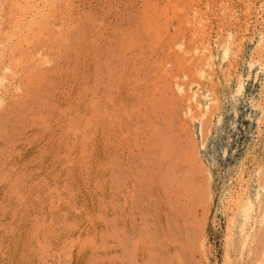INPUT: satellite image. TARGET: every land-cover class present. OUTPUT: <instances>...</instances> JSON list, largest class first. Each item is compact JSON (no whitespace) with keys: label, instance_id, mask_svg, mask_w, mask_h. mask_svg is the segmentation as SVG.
Returning <instances> with one entry per match:
<instances>
[{"label":"rangeland","instance_id":"obj_1","mask_svg":"<svg viewBox=\"0 0 264 264\" xmlns=\"http://www.w3.org/2000/svg\"><path fill=\"white\" fill-rule=\"evenodd\" d=\"M80 1L77 0L75 6L77 7V5H79L78 6L79 10H81L82 13L83 12H85L86 14L90 13V15L97 14L95 17L98 16L97 17V18H99L98 21L100 20L99 21L100 23L97 21L99 23L98 25H100V24H101L100 26L103 25V30L100 33H106V34L108 33V34H110L111 37H113L112 36L113 33L111 31L109 32V30H111V29H115V30L119 31V30H122L121 28H123V27H125L123 29H126L127 24L129 26L137 25L138 24L137 21H141L142 18H140V17H143L142 12L145 11L144 9L146 7H147V11L149 10L150 12H154V11H152V9L153 10L157 9L156 12L157 13H158V11L160 12V14H161L160 19L161 20H159V22H160L159 24H161V21H163V23H166V25H168L169 22H164V20L167 19L166 21H168L169 20L168 16L169 15H170L169 17L173 16V15H171V14H174V13H172L173 11H175L176 14H178V18H181L183 15L185 16V17L183 16L184 20L181 18L183 21L181 20L182 22L180 21L181 23H178V26L180 27V25H182L181 26L182 28L180 27L181 28L180 29L179 27H177L178 31H176L177 33H175L176 40L178 39L179 40L178 42H180V44H183V46L182 45L178 46V47L176 46L173 50L171 48L170 52L172 54L170 52H168V54L170 56L166 55V57H167L166 60H168L169 57H170L169 60H172L171 62L169 61L166 64L167 65L166 68L168 67V69H169L168 71L171 72V73H169V72L168 73L171 76L173 75L175 70H177L178 68L180 69V67L178 66L179 63H177L179 61L178 59H180V58L182 59V57H183L185 64H187V65H185V64L182 65V67L185 66V67H183L184 70L181 69L179 72L178 71L179 69H178L177 70L178 72L175 71V75L177 73H179L177 75V76H179L178 79L177 78L175 79L173 76H172V78H171V76L167 77L168 73L165 74L168 81L171 80L170 84H172V86H174L173 82H172L174 79H175L174 80L175 82L178 81L177 84L175 83L176 86L179 84L177 86V89H175L176 88V86H175V88L171 87V90L170 89L163 90L161 88V85L157 84L158 82L160 83V81H155L156 79L153 80V78L151 77L154 74V68H153L154 67V61L158 60L159 58H162L163 55L165 56V54H167V51H165V48H164L165 46L164 47L163 46L162 47L156 46V48H158V49H155V48L154 49H155V53H157L156 51L159 52L157 54H155V53L153 54L154 50H152V48L149 50L150 46L149 47L145 46L146 52L150 55V56L148 54L146 55L147 60H145V61L146 62L148 61V63H147L148 65L146 64V68H149V70H151V73L148 69H145L144 67H142L144 70H146L147 74L149 73V75H150L149 79H148L147 78L148 75L145 73V71L144 72L142 71V74L145 73L144 76L146 75L145 77L147 79V80L145 79V82L143 80V85H145L144 83H146L151 78L153 81L152 80L150 82L148 81L146 84L147 86L146 85L142 86V87L139 86L141 88V91L139 90V93L140 92L141 93L138 95V99L134 97L135 100L133 101V103H134V106H136V109L133 111V116H132V114L130 115L129 119H131V120L127 121L129 124L126 122L125 127L120 128L119 131H118L117 127L115 129L113 128V130H112L113 132L111 130L108 132L107 129H105L106 127H103V128L101 127V128H99V130H98V128H96L95 129L96 131L94 130L95 132L94 131L92 132V136L94 135L93 136L94 144H93V142H91L92 144L88 143L89 145H87L85 147V152L88 153V154L86 153V156L88 157V155H90V154L93 155L95 150L98 152V154L103 155L104 154L103 152L105 150L104 149L105 144H108L109 142L113 141V142H115V143L111 142L112 146H113V144H116V138L118 137L117 138V140H118V139H120L119 135H122L121 137H123V138L121 140H119V145L117 146L118 149L119 148L121 149V146H122V152H120L118 149L116 150L114 148L115 152H114V154H112L114 157H116L118 154L120 156L119 158H115L118 161L121 159L119 162H117L114 159L116 162V165L119 166V164H120L122 166V165H124L122 163L126 162V160H128V158L131 159L132 153H131L130 149L132 147L133 148L136 147V150L138 152L135 150V148L132 150L133 151V161L131 163H129V165H131L130 167L137 166V164H136V162L138 161L137 159H140L141 155L143 156V154H141V153L145 152L144 155H146L148 153V149H146V147L151 148V146H152V144L149 145V140H148L149 136H151V133L153 132V135H154L153 137H155V138L157 137L156 139L155 138L154 139L158 140L159 135H157V131L159 129L160 131L163 132V133L161 132V134H163V136L168 139L169 144H172V148H171L172 152H173V148H174V151L176 150L175 153H182L183 152L182 154H184L185 152L188 151V155L190 154L192 161L188 160V161H190L189 164L187 161L185 162L186 164L183 167V169L185 171L189 170L188 172H191L189 168H193L196 166L198 168L203 167L201 172H198L199 175L195 179L198 178L197 180L200 181L201 186H200V183H199V186L201 187V189H203L205 187L204 189L206 190L208 188V190H206L208 197H207L206 191H203L204 189L202 190L203 192L201 193L202 195L204 193V195L207 199L204 198L203 197L204 195H203L202 196L203 199L201 198L202 201H200L199 204L197 205V207L199 206V208H197V210H196L197 213H195L196 214L195 217L196 216L198 217V222H197V217L196 218L192 217L193 218L192 224L193 223H195V224L191 225L189 228V229H191V227H193L191 229L192 232L191 233L189 232L190 235L195 233V235H193V236L189 235L191 238L195 236L194 239L192 238V241L194 240L195 245L192 244L190 246H194L192 248H194L198 253L194 249H193L194 250L193 251L192 248L191 249L189 248L183 254L186 257H189L188 255L191 254L190 255L191 257L188 258V259L192 258L191 260L194 263L191 261L192 262L191 264H237V262H239L240 259H241L240 261H242V264H246L247 262L249 263L250 258H252V255L248 256V254H249L248 252L251 251V249L249 250V246L244 248L245 251H247L246 253H244V249L242 251V250L237 249V248H236L237 250L235 252V248L233 246H231V243H230V242H232L231 241V239H232L231 235L236 231V229L234 228L235 231L231 232V227H229V222H228L229 220L228 219H231L230 217L235 216L236 209H237L240 202H243V204L248 202L247 199H249L248 198L249 196H250L249 200H251L253 202L252 207L254 209L256 208V211L259 210L260 208L261 209L263 208V207H260L261 206V205H259L260 202H263L262 205H264V196H262V195H264V193L261 195L262 197L259 198L261 201L259 203H256L257 197H256V194L254 192V190L256 189L255 188L256 183H258L257 178L255 177L256 171H257L256 169L259 170L261 166L264 168V161H263L264 160V113H263L264 112L263 111L264 110V106H263L264 105V0H184V1L180 0L182 3V4L181 3L180 4L182 6L179 3H176V2H180L178 0H166V1L165 0H156V2H155V0H141V1L140 0H116V1L115 0H108V1L107 0H105V1L104 0H80ZM83 1H85V2H83ZM174 1H176V2H174ZM77 2L79 4H77ZM183 2L187 5L188 11H187V7L185 6V4H183ZM145 3H146V6H145ZM80 4H81V6H80ZM129 4L132 6L129 7L130 6ZM161 4H162V6H161ZM109 5H111V6H109ZM123 5H124V7H123ZM164 5L167 7L166 12H164L166 9ZM167 5H170V6H167ZM114 6H115V8H113ZM143 6H145V7H143ZM163 6H164V8H163ZM172 6H173V9H171ZM76 7L74 9L78 10V8H76ZM169 7H171V8H169ZM180 8H182V10H183L182 13H181ZM160 9H161V11H163V9H164V11H163L164 14L165 13H166V15L168 14V16H166V19H164L165 17H163V16H165V15L160 11ZM169 9H171V10L169 11ZM134 11H136V13ZM185 11H187V12H185ZM98 12L99 13L101 12V16H99ZM121 12H123L124 14ZM131 12H132V14L133 13L134 14L129 15ZM121 15L123 17H121ZM125 15L128 18H126ZM139 15H141V16H139ZM191 16H192V18H191ZM100 17L103 19H101ZM173 17H177V16L174 15ZM188 18H191V19H188ZM130 19H134L132 23H129ZM101 21H103L104 24H102ZM105 23H107L108 26ZM163 25L166 26L165 24H163ZM105 26H106V28H104ZM113 26L115 28H113ZM191 26H192V28H191ZM118 27H120V28H118ZM188 28H190V30ZM194 30L196 33H194ZM106 34H104L105 35L104 37H109V36H106ZM177 34H178V37H177ZM195 35H196V37H195ZM190 36L192 38H190ZM193 36H194V38H193ZM206 46H207V48H206ZM83 47L82 48L84 50H87L89 48V46H83ZM96 47L100 50L104 46H96ZM167 47L168 46H166V49L168 50ZM159 48H162V50H160ZM137 49H138V47H137ZM137 49H135V50L138 51ZM260 50H261V52H260ZM150 52H152V54ZM164 52H166V53H164ZM180 52H182V53H180ZM184 52H186V53H184ZM3 54L5 57L8 56L7 55L8 53L7 54L3 53ZM60 54H59L61 56L60 58L58 57L57 54H54L55 58L54 57L53 58L55 59V61H54L53 65H51L52 63L45 65V66L48 65V67H49V65H51L55 69H57V72H53L54 75L52 74V76H53L51 78L52 81L50 79H49L50 81L48 80L49 86L54 85L55 88H53V89H55V90L57 89V90L56 91L53 90L51 92V96H52L53 92H54L53 93L54 96H52V98H50L51 103H50V101H48L50 105L45 104L44 105L45 109L42 108V111L40 112V113H42L41 116H43V113L45 116V113H46V116L44 118H41V121H44L43 128L40 125L42 123H40L35 128H33V129L30 128V129H28V131L23 132L24 134H22L20 136L18 135L17 137L14 138L13 132L17 129L16 127H18V124H17V126H14L15 129H13L14 127L11 128V126L15 125L16 123L14 121V124H13V121H12V124H11V126H9V129H8V130H10L9 132H11L10 135L12 134V137L8 138L9 141H8V139H6L2 143H0V147L2 146V144H5L1 147V149L7 145V147H9V146L11 147V151H12L15 147V153L12 151L13 152L12 155H11V153H9V154L7 153V154H5V156L3 154H0V163L2 162L0 167L3 166L4 168H7V169H4L3 167L0 168V170H1L0 176L6 175L5 180L8 179L7 181H9V180L11 181L14 178V176L16 175L14 173H17V175L20 176V174H18V172L22 171L21 172L22 175L20 176L21 179L20 178L18 179L19 182H21V180H22V183H20L21 185L25 181L26 182L23 186H26V185L29 186L30 183L32 185H34L32 182L33 180H34L35 184L38 185L36 187L37 192L35 191L34 195H33V193L28 194V187L27 188L23 187V188H25V190L23 188H20V189L18 188L17 191L22 189L21 190L22 193H21V191H20V193H19V191L16 193L13 190H10V188H8L10 185L7 184L8 183L7 181L0 180V203H1L0 206L2 207L5 204V208L9 207L8 209H6L5 213H3L4 218L0 213V215L2 216V217L0 216L1 217L0 221H1V219H4L3 221L6 220L5 223H7V224L9 223L11 225L13 224L12 226H14L13 227L14 229L9 230V231L6 230L7 231L6 237H1V235H0V237L2 239V240L0 239V245H1L0 246V252H1L0 253V264H90L91 258H92V251L88 247L87 248L83 247L84 246L83 244L81 246V240H83L85 237H87L89 235V233L95 232V234H99V236H100L101 233L104 232V229H105V224H106L105 220L106 219H114V217L116 218V216H117L116 220H118V217H119V214H118L119 205H117V206L115 205L116 208L113 207V209L111 208L112 205H110L109 207L103 206L104 209L106 208L104 210L102 208V205L100 204L101 201L98 202V200H97V198L101 199V197H102L103 201H105L106 198L109 197L110 200H109V198L107 200L113 201L115 199L114 202L117 201V198H118V191L117 190H118V188H116L114 186L115 185V174L112 175V172L110 171V169L106 168V170L103 171V170H100L99 167H96L93 169L92 172H90V174H87V173H85L87 170L84 171L85 170L84 167H86V165L89 167L88 162H91V160L89 159L90 156L88 158H86L87 161L83 157V159H82L83 162L81 160L80 161L77 160V161H74L73 165L71 163H70L71 165L68 164L70 169H72L75 173L72 176L69 174L71 172L70 170L67 171V169L64 168L63 164H62V166H60L59 162H57V161H59L58 160L59 158H64L63 160H65L66 156L68 157L69 154H72V152L74 151L73 149L75 148V150H76V147L78 146L80 138L78 139V137L76 136L77 130L74 131L73 129H71V130L67 129V127H68L67 124H69V123L72 124V122L70 121L71 119H72V121L75 120V119L73 120V116L75 113H76L75 116L79 115L80 108L76 109V107H75L76 104L80 101L81 97H79V95L82 96V94H83L82 92H84V90H85V88H87V86L90 87V85H91L92 88L94 87L91 84V81H88V83L90 85L88 83H86L87 85L85 86V82H87L85 80V77L87 75L89 77L90 74L86 75V73H88V72H87V69L83 66V64L81 66H83L82 68L84 70H80V69L75 70L77 73L76 74L75 71L73 72V64H71L72 65L71 66L68 63H65V61L62 62V58L67 57V55H62V53H60ZM220 54H221V57H220ZM151 55H152L153 62L150 65L149 60H150V63L152 61L150 58ZM154 55H159V56L157 57ZM173 55L174 56L180 55L179 56L180 58L179 57L174 58ZM49 57H52V55ZM166 57H164V58H166ZM195 57L198 59H196ZM192 58H193V60H192ZM82 59L86 62L89 60L87 58V56H84V53H83ZM70 60H71V58H70ZM174 61H177V62H174ZM182 61H183V59H182ZM180 62H181V60H180ZM175 63L177 64L176 67H175V65H176ZM181 63L183 64V62H181ZM228 63L230 65H228ZM58 64H59V66H58ZM219 65H220V67H219ZM223 66H224V68H223ZM151 67L153 68V70L151 69ZM171 67H172V69H174V70H172L173 73L171 71ZM193 67L195 70L193 69ZM61 68H63V69H61ZM186 68H187V70H186ZM65 70L67 71L66 73H65ZM226 70H228L227 73H226ZM61 71L63 73H60ZM218 71H220L221 73ZM68 73H69V75H68ZM63 74L66 76H64ZM70 76H71V78H70ZM81 76L84 77V79L81 78ZM144 76H143V78H144ZM177 76H175V77H177ZM153 82H154V85L156 84L155 87L153 85ZM150 84H151V86H149ZM71 85H73V86H71ZM59 87H61V88H59ZM153 87L155 89H157L156 91H158L159 88H161V90H159V91H163L164 93L162 92V94H160L158 91L157 94L158 93L159 94L157 95L156 91L154 90ZM157 87H159V88H157ZM82 88H84V89L82 90ZM146 88H148L149 90ZM240 88H241V90H240ZM93 89H95V88H93ZM131 89L129 91L130 93H132V91H133ZM58 90H60V91H58ZM76 90L79 93H77ZM81 90H82V92H81ZM64 91H67L66 94ZM151 91L152 92L154 91L153 96L148 97L149 96L148 94L151 95ZM165 91H167V92H165ZM144 92L147 95H145ZM171 92H173V94ZM136 93L138 94V91ZM136 93L135 94L133 93L134 96L136 95ZM175 94H176L177 98L175 97ZM141 95H143L142 98L139 97ZM163 95H164V100H167L172 95H173L174 99H176V100L172 101V98H173L172 97V98H170L171 99L170 101H172V102H169L168 101L169 99H168L167 100L168 102L164 101L165 104L167 102L166 105H164L163 102H162V104L160 102V105H161L160 106L158 103L159 99H157V96H159V98H160ZM166 95L168 97L165 98ZM181 95H182V97H181ZM63 96H65V98ZM154 97H156V100L154 99ZM179 97L181 98V100ZM77 98L79 99V101ZM140 98L142 99V101H143V99L145 101L141 102ZM149 98H152V99L150 100ZM178 98H179V100H178ZM127 99L128 100L125 102L132 103V101L129 97ZM182 99H185V100H182ZM195 99H196V101H195ZM84 100H86V98H84ZM136 100H138V101H136ZM149 100L151 101V103ZM153 100H155L156 103ZM181 101H183V102H181ZM144 102H145V104H144ZM142 104H144V105H142ZM154 104H156V105H154ZM173 104H175V106H173ZM48 105H49V108H48ZM162 105L164 107H162ZM178 105H179V107H178ZM71 106H73V108H71ZM67 107H69V108H67ZM140 107H141V109H140ZM196 107H198L200 109L197 110ZM260 107H261V109H260ZM54 108L56 110H54ZM180 108H182V109H180ZM195 108H196V110H195ZM46 109H48V110L53 109L54 111L52 110L51 111L52 113H47L48 110L46 112ZM67 109H69V110L67 111ZM72 109H74V110H72ZM158 109H159V111H157ZM184 109L185 110L187 109V110L185 111ZM193 109L195 111H193ZM209 109H212V110H209ZM57 110L59 111V114H58ZM71 110L75 111V112H72ZM161 110H163V113ZM165 110H167V111H165ZM4 112L6 114L8 113L6 110H4ZM4 112L2 111V113H0L1 118H2V116H6V117L9 116V115H6ZM184 112L186 114H184ZM71 113H73V114H71ZM134 113L137 115H135ZM153 113H156V114L153 115ZM159 113H160V115H159ZM164 113L165 114L167 113L168 114L167 116H169V118H166L167 116L166 115L164 116ZM194 113H196V114H194ZM210 113H212V115ZM51 114H53V115H51ZM185 115H186V117H185ZM207 115H209L211 117H207ZM163 116H164L165 120L163 119V122H161L162 121L161 118H163ZM173 116H175V117H173ZM192 116L194 118L197 117L196 120ZM6 117H3V118H6ZM146 117L150 118V120H148L149 122L146 120L147 119ZM154 117H156L155 120H154ZM205 120L208 122H206ZM4 121H6V120H4ZM133 121H134V123H133ZM140 121L142 123H144V126L141 124ZM165 121L167 123H164ZM60 123H61V125H60ZM149 123H151L154 126H152ZM127 124L129 126H127ZM165 124H166V127H165ZM180 124H181V128L179 127ZM132 125H134L135 127ZM141 125L144 128L147 126L146 129H143V127ZM157 125H158V127H157ZM140 126L142 128H138ZM182 126L183 127L185 126L186 128L184 127V129H183ZM2 127H3V125H2ZM78 127L79 128L81 127V123L78 125ZM136 127L138 129H135ZM176 127H178L180 130H177L178 128H176ZM40 128H42L43 131ZM44 128L46 130H44ZM126 128H127V130H126ZM129 128L132 129L133 131L128 130ZM148 128H149V132L147 133ZM134 129L136 132L134 131ZM40 130L42 132H40ZM104 131L108 132V134H109L108 136L110 138L108 136H105ZM145 131H146V133H145ZM154 131H156V132L154 133ZM160 131H158V132H160ZM171 131H173V132H171ZM200 131H202V133ZM34 132H36L35 134H41L40 137L37 136L39 138V140H38V138L34 137V135H33ZM117 132H120L121 134L117 133ZM128 132H131L132 134L134 133L133 135L131 133H129L131 135L130 137L132 138L131 140L129 139L130 141L127 138V135H129ZM138 132L140 134H138ZM142 132H143L144 137L140 136ZM32 135H33V137H32ZM98 135H101V136H98ZM174 135H176V136H174ZM192 135H194L195 139L193 137H191ZM103 136L107 137L110 141H108V139L105 138V142H104ZM139 136H140V138H139ZM189 137H190V139H189ZM58 138H59V141H58ZM133 138H134V141H133ZM144 138L145 139L147 138V140H145ZM191 138H192V143L188 142L189 140L191 141ZM201 138H203V139H201ZM123 139L125 141H129L130 143L128 142L129 144L128 143L125 144V141H123ZM135 139L137 140L136 143H138L137 146L135 143V141H136ZM14 140H15V142H14ZM175 140H177V141H175ZM11 141L13 143H15V146H13L14 144L12 145L10 143ZM132 141H133V143H132ZM180 141H181V143H179ZM193 141H195L194 144H193ZM143 142H146L147 144L144 145ZM189 143L192 145L191 150H190L191 145ZM80 144H81V142H80ZM139 144H140V147H139ZM179 144L182 146H180ZM201 144H202V147H201ZM66 145H68V148ZM126 145H127V147H126ZM130 146H132V147H130ZM177 146H179L180 148ZM12 147H13V149H12ZM137 147H139V148H137ZM127 148L129 149L128 150L129 152L128 151L126 152ZM194 148L195 149L197 148V149L193 150ZM1 149H0V152H1ZM183 149L185 150V152ZM16 150H18V151H16ZM135 151L139 154V158H137L138 154ZM190 151H191V153H190ZM41 152H42V154H41ZM61 152H63V153H61ZM85 152L84 153L82 152V156L83 155L85 156ZM195 153H197V154H195ZM192 154H193V157H192ZM7 155H9V156L11 155L10 157H12V158L14 156V159H12L10 157H8V158H10L11 160L8 159L6 157ZM125 155H126V157L128 155L127 159H126V157L124 158ZM6 159H8V160H6ZM33 159H36L37 161H34ZM61 161H62V159L60 160V163H61ZM14 162H15V164H13ZM75 162H77L76 165H75ZM84 162L85 163L87 162L86 165ZM8 163H10L11 165L13 164V165L11 166ZM81 163H84V164H81ZM64 164H66V162ZM193 164L194 165L196 164V165L194 166ZM74 165H75L76 170L74 169ZM10 166L12 168L11 169L12 171L10 170ZM252 167H254V168H252ZM22 169L23 170L25 169V170L23 171ZM32 169H34V170H32ZM119 169H117L118 173H119ZM13 170H15V171L18 170V171L14 172ZM19 170H21V171H19ZM29 170H30V172H29ZM203 170H205V172H202ZM3 171L4 172L6 171L7 173H4ZM100 171H102V172H100ZM109 171L111 173H109ZM8 173L10 174V176L7 175ZM250 173H251V176H250ZM11 174L13 176H11ZM51 174H53V175H51ZM110 174L112 175L111 177L114 180V182H113V184L111 183L112 186L109 187V190H108V187L106 185L103 186L102 187V196L99 197L100 189H96V183L100 179H102V180L104 179L103 183H105L106 181H108L110 183V181H113L111 179V177H109ZM202 174H204V175H202ZM17 175L15 178H17ZM23 175H25L27 177V179L25 181L22 178ZM71 176H72V178L70 179L69 177H71ZM66 177H67V179H66ZM193 177H195V176H193ZM3 178H4V176H3ZM258 179H260V178H258ZM35 180H38V181H35ZM90 180H91V182H90ZM73 181L77 185V188H78L77 190L75 189L76 191L73 189L76 186L73 183ZM68 182H69V184H68ZM55 186H56V188H55ZM66 186H68V188ZM69 186L71 187V189L73 191H71ZM248 186H250V187L248 188ZM112 187H114V188H112ZM66 188H67V192H66ZM93 188H94V190H93ZM113 189L114 190L117 189V190L113 191ZM8 190H10L11 192H8ZM110 190H111L110 193L114 194L113 197L109 193ZM4 191H6V192H4ZM25 192H27V193H25ZM69 192L70 193L72 192L70 195L75 194V195H73V197L69 196V197H72L70 200V203L72 202L74 209H73V207H71V209H69V211L68 210L65 211V208L68 204L66 202V197L68 196ZM23 193L25 196L23 195ZM6 194H7V196H6ZM18 195H20V196H18ZM6 197H9V199L8 198L6 199ZM23 197L25 199H23ZM104 198H105V200H104ZM209 198H210V200H209ZM53 199H54V201H53ZM192 199H194V198H192ZM204 199H205V202L203 201ZM6 201H8V202L5 203ZM20 201H22V202H20ZM61 201H64V202L61 203ZM17 202L19 203V205ZM50 203L53 205H51ZM202 203H203V205H201ZM41 204H43V205H41ZM55 204L58 206H56ZM207 205H208V209H207ZM97 207H98V210H97ZM50 208H52V209H50ZM56 208H57V211H55ZM140 209H138V210L140 211ZM166 209H169V212L172 211V209H170L169 207ZM199 210L203 214H201L199 212ZM80 211H81V213H80ZM97 211H98V213H97ZM0 212H2V211H0ZM169 212H167V213L170 214ZM114 213L116 214L115 216L113 215ZM88 214L91 217L90 216L88 217L87 216ZM255 215H254V217L256 218L257 215L256 216ZM85 216H86L87 220H86V218H84ZM108 217H110V218H108ZM141 217H142L141 215H138V217L136 215V218L134 219L135 222L132 221V223L134 222V224L137 226L138 225L137 221ZM254 217L252 218V221L250 223L251 226H249V229L253 228L252 222L254 221ZM37 218L39 220L38 221L39 225H38V222H36ZM142 218H141V221L139 220L140 222H142ZM199 218H200V220H199ZM73 220L74 221L76 220V222H74ZM33 221H34V223H33ZM43 222H45L44 225H43ZM46 222L47 223L51 222V224H49V223L47 224ZM71 226H72V228H71ZM136 226H135V228H137ZM53 227H55V228H53ZM199 227L201 229H199ZM38 228H40V230L37 231ZM147 228L152 229L153 227L151 225H148ZM147 228H146V230H148ZM144 229H145V226H144ZM189 229H188V231H189ZM259 229H261V227ZM34 230L37 233H35ZM193 230H196V231L194 232ZM6 231H4V233ZM12 231H14V232H12ZM145 233L147 234L149 232H145ZM227 233H229V236L227 235ZM248 233H249V235H253L252 230H249ZM34 234H36L35 235L36 237L34 236ZM131 234L134 235L133 233H130V235ZM198 234L201 235L200 238H199ZM229 237H230V239H229ZM36 238L38 240L35 241ZM81 238H83V239H81ZM198 238L200 241L198 240ZM254 238L255 237H253V240L251 239L250 241L251 242L254 241ZM106 239H108V240H105L106 241V243H105L106 246L104 245L105 249L101 253V257L104 260H102L100 258H99V260H101L102 262L104 261L101 264H113L112 263L113 260L115 262H117L120 260V257H121V250L119 249L120 246H119V244L117 245L119 239H118V236L116 235L115 231H114V234L112 236H110L109 238H106ZM42 240H44V243ZM73 240H74V242H73ZM78 240H80V241H78ZM195 242H199V243L197 244ZM108 244H112V246L111 245L108 246ZM38 245H40V246H38ZM263 245H264V241H263ZM229 247H231V248H229ZM63 248H64V251H63ZM190 250H191V252H189ZM198 250L200 252H202V251L203 252L200 253ZM227 250H230L231 252L228 251L229 252L228 253V252H226ZM46 251H47V253H46ZM171 251L173 252V250H170V252ZM174 251H176V249ZM241 251L243 252V254L239 253ZM142 252H143V250H142ZM188 252H189V254H188ZM119 254H120V256H119ZM146 254H148V252H146ZM239 255H240V257H239ZM139 256H141V255H137V257H136L137 264H139V262H140V264H145L146 259L143 260L144 257H142V256L139 257ZM234 256L236 257V259ZM226 258H227V260H226ZM262 258L264 260V256H262ZM233 260H235L234 263H233ZM228 261H230V262H228ZM239 263L241 264V262H239ZM115 264H117V263H115ZM174 264H176V263H174Z\"/></svg>","mask_w":264,"mask_h":264},{"label":"bare ground","instance_id":"obj_2","mask_svg":"<svg viewBox=\"0 0 264 264\" xmlns=\"http://www.w3.org/2000/svg\"><path fill=\"white\" fill-rule=\"evenodd\" d=\"M77 0H0V113H2V111L4 112V110H6L8 113L5 114L9 115V116H2V118L0 117V126L2 127L3 125V129L0 127V143H2L3 141H5L6 139L12 137V134L10 135L11 132H9V126H11L12 121L14 124L15 121V125H12L11 128H13L14 126L17 129L13 132L14 135L13 137H17L18 135H22L24 134L23 132L28 131V129L30 128H35L37 125L40 124L43 128V123L44 121H41V118H44L46 116H43L42 113H40L42 111V108H44L45 104H49L48 101H50V98H52L51 96V92L55 89V86L53 87L52 85L49 86L48 84V80L53 77L52 74L53 72H57V69H55L53 66V63L55 61V56L54 54H57L58 57L60 58L61 54L62 55H67V57L62 58V62L65 61V63H68L69 65L73 64V72L75 70H84L82 67L84 66L87 69V74H90V76L88 77V75L85 77V80L87 82H85V86L87 85L86 83H88V81H91V84L94 86L93 89L92 86L90 85L87 86V88H85L84 92H82V90L84 88H82L81 92L83 93L82 96L79 95L80 101L78 99V103L76 104V109L80 108L79 111V115L73 116V120H70L72 122L67 124L68 127L67 129H73L74 131H76L77 133V137L78 139L80 138V141L78 143V148L76 147L72 149L74 150L72 152V154H69L68 157L66 156L65 160H63L64 158H59L57 162H59L60 166H64V168L68 170H70L69 174L70 175H74V171L72 169H70L69 165H73L74 161L77 160H81L83 159V157L86 159L90 156V160L91 162H88L89 167L86 165L85 173L90 174V172L93 171L94 168L99 167L100 170L105 171L106 168L110 169V171L112 172V175L115 174V187L118 188L117 189H113V191H118V198L117 201L114 202V200L109 201L107 200L108 198H104L105 201H103L102 197L101 199L97 198L98 202H100V204L102 205V208L104 209V207H109L110 205L111 208L113 209L116 208L115 205H119V217L118 220H116V218L114 217V219H106L105 222V229L104 232L101 233V235L99 236V234H95L94 233H89V235L87 237H85L83 240H81V246L82 244L84 245L83 247L85 248H90L92 251V258H91V262L90 264H101L103 263L100 259H102L101 257V253L104 251V247L106 246L105 240H108L106 238H109L110 236H112L114 234V231L116 232V235L118 236V243L119 244V249L121 250V257L120 260L115 262L113 260V264L117 263V264H137V255H141L144 259H146V263L145 264H191L193 261L190 258L191 254L188 255L189 257H186L183 253L186 252V250H188L189 248L191 249L194 246H190V245H195L194 244V240L192 241V238L194 239V237H190L195 235L192 234L190 235V233L192 232L191 229L193 227L190 228L192 224V217H195V213H197V208H199V206L197 207V205L199 204L200 201H202L203 197H205L204 193L203 195L201 194L203 191L208 190V188L205 190L201 189V183L199 180L195 179L199 173L201 172L202 168H198L193 167V168H189L191 172L185 171L183 169L184 165L186 164L185 162L187 161L188 164L190 163V161H192L190 154L188 155V151L185 152L184 150V154L182 153H175L176 150L174 151L173 148V152L171 150L172 148V144H169L168 139L165 138L163 136V134H161L162 131H160L158 129L157 131V135H159L158 140H155L156 138L153 137V132L151 133V136H149L148 140H149V145L152 144L151 148L150 147H146V149H148V153L146 155L143 154V156L141 155L140 159H137L138 161L136 162L137 166H132L129 165V163H131L133 161V149L136 147H132L130 149L131 151V159L128 158V155L126 157V155L124 156V158L126 157V159L128 158V160H126V162H123L122 164L124 165H120L119 166L116 165L115 162V158H119V154L114 157L112 154H114L115 150L114 148L117 150L118 149V145H119V140H121L123 137L120 136V139L117 140L116 138V144L112 143L113 141L109 142L108 144H105L104 147V154L100 155L98 154V152L95 150L94 154H90L88 155V157L86 156L85 152V147L87 145H89L88 143L92 144L91 142H93L94 144V138L92 136V132L98 128H103L106 127L105 129H107V131L109 132L110 130L112 131L113 128L115 129L116 127L118 128V131L120 128H124L126 122L131 119L130 115L132 114L133 116V111L136 109V106H134L133 101L135 100V98L138 99V95L141 93H139V90L141 91V88L139 86H145L147 84V82L151 81L152 78L153 80L156 79L155 81H160V83L158 82L157 84L161 85V88L163 90H171V87L176 86L177 82H175L174 80L179 76H177L179 73H177L175 75V71L176 72H180V70H184L183 66L185 64L184 58L182 57V59L177 55H173V57H179L180 59H178L179 61H174L179 63L178 66L180 67V69L177 71L175 70L174 73L171 67V71L173 73V77L175 78L172 82L173 85L170 84L171 80L168 81L167 77L171 76L169 73H171L170 71H168V67L166 68V64L172 60H169L170 57L167 59L166 55H169L168 52H170V49L172 48V50L177 46H183V44H180V42H178L179 40H176L175 37V33H177L176 31H178V23H181L184 19L183 16L181 18H178V14H176L175 11H173L171 15H175L177 17H169L168 14L166 15V13L164 14V12L167 11V7L165 6V11L163 9V11H160L165 15L163 17H165L164 19H166V16H168L169 20L166 21L164 20V22H169L168 25H166V23H163V21H161V24H159V20H161V14L158 11V13L156 12V10L152 11L154 12H150L149 10L147 11V7L144 9L145 11H143V17L141 21H137V25L135 26H129L127 24L126 29L121 28L122 30H115V29H111L109 30V32L111 31L113 33V37L110 36V34H106V33H100L103 30V25L100 26L98 25L100 22V20L98 21L99 18L95 17L97 14L94 15H90L86 14L85 12H81V10H79V5H77V7L75 6ZM80 1V0H79ZM105 1V0H104ZM108 1V0H107ZM116 1V0H115ZM141 1V0H140ZM166 1V0H165ZM180 1V0H178ZM184 1V0H183ZM81 2V1H80ZM85 2V1H83ZM110 2V1H109ZM149 2V1H148ZM156 2V0H155ZM160 2V1H159ZM176 2V1H174ZM186 2V1H185ZM192 2V1H191ZM104 3V2H103ZM111 3V2H110ZM126 3V2H125ZM152 3V2H151ZM165 3V2H164ZM170 3V2H169ZM176 3H181L180 2H176ZM187 3V2H186ZM77 4H79L77 2ZM124 4V3H123ZM148 4V3H147ZM153 4V3H152ZM166 4V3H165ZM168 4V3H167ZM171 4V3H170ZM182 4V3H181ZM180 4V5H181ZM183 4H185L183 2ZM188 4V3H187ZM190 4V3H189ZM103 5V4H102ZM119 5V4H118ZM117 5V6H118ZM130 5V4H129ZM150 5V4H149ZM160 5V4H159ZM81 6V4H80ZM101 6V5H100ZM111 6V5H109ZM113 6V5H112ZM132 5H130L129 7H131ZM146 6V3H145ZM143 6V7H145ZM162 6V4H161ZM163 6V8H164ZM170 6V5H167ZM182 6V5H181ZM185 6L187 7V5L185 4ZM78 8V10L74 9V8ZM84 7V6H83ZM124 7V5H123ZM122 7V8H123ZM142 7V8H143ZM153 7V6H152ZM175 7V6H174ZM193 7V6H192ZM74 10H73V9ZM110 8V7H109ZM115 8V6L113 7ZM137 8V7H136ZM149 8V7H148ZM156 8V7H155ZM171 8V7H169ZM191 8V7H190ZM82 9V8H81ZM102 9V8H101ZM128 9V8H127ZM139 9V8H138ZM173 9V6L172 8ZM169 9V11L171 10ZM136 10V9H135ZM159 10V9H158ZM176 10V9H175ZM181 13L183 12L182 8H180ZM193 10V9H192ZM191 10V11H192ZM88 11V10H87ZM92 11V10H91ZM129 11V10H128ZM179 11V10H178ZM187 11H188V7H187ZM185 11V12H187ZM109 12V11H108ZM133 12V11H132ZM132 12L129 14L131 15ZM136 13V11H134ZM138 12V11H137ZM95 13V12H94ZM99 13V12H98ZM123 13V12H121ZM126 13V12H125ZM129 13V12H128ZM139 13V12H138ZM169 13V12H168ZM104 14V13H103ZM102 14V15H103ZM124 14V13H123ZM134 14V13H133ZM132 14V15H133ZM141 14V13H140ZM185 14V13H184ZM105 15V14H104ZM128 15V14H127ZM128 15V16H129ZM138 15V14H137ZM99 16H101V12L99 13ZM106 16V15H105ZM135 16V15H134ZM141 16V15H139ZM121 17H123L121 15ZM126 18H128L125 15ZM137 17V16H136ZM162 17V18H163ZM180 17V16H179ZM185 17V16H184ZM188 17V16H187ZM101 18V17H100ZM117 18V17H116ZM115 18V19H116ZM132 18V17H131ZM138 18V17H137ZM176 18V19H175ZM192 18V16H191ZM188 18V19H191ZM103 19V18H101ZM118 19V18H117ZM123 19V18H122ZM135 19V18H134ZM134 19H130L129 23H132ZM121 20V19H120ZM119 20V21H120ZM127 20V19H126ZM163 20V19H162ZM182 20V21H181ZM99 23H98V22ZM117 21V20H116ZM179 21V22H178ZM181 21V22H180ZM195 21V20H194ZM109 22V21H108ZM122 22V21H121ZM197 22V21H196ZM102 24L103 21H101ZM110 23V22H109ZM107 24V23H105ZM126 24V23H125ZM163 24H165L166 26H164ZM184 24V23H183ZM186 24V23H185ZM198 24V23H197ZM111 25V24H110ZM123 25V24H122ZM108 26V24H107ZM118 26V25H117ZM125 26V25H124ZM182 25H180L181 27ZM185 26V25H184ZM190 26V25H189ZM197 26V25H196ZM201 26V25H200ZM122 27V26H121ZM179 27V28H180ZM188 27V26H187ZM106 28V26L104 27ZM113 28H115L113 26ZM120 28V27H118ZM182 28V27H181ZM180 28V29H181ZM192 28V26H191ZM179 29V30H180ZM187 29V28H186ZM190 30V28H188ZM185 31V30H184ZM193 31V30H192ZM191 33V32H190ZM194 33L195 30H194ZM106 34V36L109 37H104ZM178 37V34H177ZM184 37V36H183ZM196 37V35H195ZM169 38V39H168ZM190 38H192L190 36ZM194 38V36H193ZM189 39V38H188ZM188 41V40H187ZM189 42V41H188ZM98 43V44H97ZM182 43V42H181ZM83 46H89V48L87 50H84L82 47ZM96 46H104L102 49H98ZM146 47H149V50L152 48V50H154L153 54L155 53V49L156 46L158 47H164L165 51H167V54H165V56L163 55L162 58H159L158 60L154 61V74L153 76H151L150 80H148L146 83H144L145 85H143V80L145 82L146 79V75L144 76V74L146 72V70H144L142 67L146 68V64L148 63V61L146 62V55L148 54L146 52ZM152 46V47H151ZM166 46H168V50L166 49ZM138 47V49H137ZM142 48V49H141ZM155 48V49H154ZM163 48V49H164ZM190 48V47H189ZM207 48V46H206ZM135 49H137L138 51H136ZM140 49V50H139ZM160 50H162V48H159ZM178 49V48H177ZM183 49V48H182ZM151 50V51H152ZM171 50V51H172ZM179 50V49H178ZM4 51V52H3ZM8 53H6V52ZM164 51V50H163ZM7 54L8 56H4V54ZM157 53H159L158 51H156ZM174 52V51H173ZM176 52V51H175ZM178 52V51H177ZM209 52V51H208ZM261 52V50H260ZM87 56V58L89 59L87 62L84 61L82 59V56ZM152 54V52H150ZM155 53V54H157ZM161 53V52H160ZM166 53V52H164ZM163 53V54H164ZM171 53V52H170ZM182 53V52H180ZM179 53V54H180ZM186 53V52H184ZM52 57H49L51 56ZM60 54V55H59ZM172 54V53H171ZM149 55V54H148ZM209 55V54H208ZM150 56V55H149ZM154 56H159V55H154ZM170 56V55H169ZM54 57V58H53ZM64 57V56H63ZM156 57V58H157ZM166 57V58H164ZM221 57V54H220ZM71 58V60H70ZM84 58V57H83ZM151 60H152V55H151ZM155 58V59H156ZM196 58V57H195ZM205 58V57H204ZM203 58V59H204ZM164 59V60H163ZM198 59V58H196ZM221 59V58H220ZM57 60V59H56ZM70 60V61H69ZM149 60V59H148ZM176 60V59H175ZM183 62V64L180 62ZM190 60V59H189ZM193 60V58H192ZM191 60V61H192ZM200 61V60H199ZM198 61V62H199ZM59 62V61H58ZM153 62V60L150 63L149 60V64L151 65ZM197 62V63H198ZM202 62V61H201ZM52 63V64H51ZM181 63V64H180ZM46 64H51L47 66H45ZM83 64V66H81ZM173 64V63H172ZM176 64V63H175ZM192 64V63H191ZM194 64V63H193ZM148 65V64H147ZM187 65V64H185ZM198 65V64H197ZM228 65H230L228 63ZM59 66V64H58ZM65 66V65H64ZM72 66V65H71ZM70 66V67H71ZM177 66V64L175 65V67ZM208 66V65H207ZM218 66V65H217ZM48 67V68H47ZM182 67V68H181ZM201 67V66H200ZM220 67V65H219ZM54 68V69H53ZM64 68V67H63ZM61 68V69H63ZM153 68L151 67V69L153 70ZM199 68V67H198ZM203 68V67H202ZM224 68V66H223ZM53 69V70H52ZM60 69V70H61ZM69 69V68H68ZM194 69V67H193ZM147 70V71H148ZM187 70V68H186ZM195 70V69H194ZM219 70V69H218ZM63 71V70H62ZM60 73H63V72ZM142 71L145 73L142 74ZM151 73V70H149ZM148 71V72H149ZM189 71V70H188ZM228 70H226L227 73ZM67 71L65 70V73ZM169 72V73H168ZM186 72V71H185ZM220 72V71H218ZM230 72V71H229ZM76 73V71H75ZM167 74V77L165 76V74ZM205 73V72H204ZM211 73V72H210ZM221 73V72H220ZM225 73V72H224ZM77 74V73H76ZM187 74V73H186ZM54 75V74H53ZM61 75V74H60ZM64 75V74H63ZM69 75V73H68ZM83 75V74H82ZM148 75V79H149V73ZM177 77H175V76ZM182 75V74H181ZM205 75V74H204ZM66 76V75H64ZM80 76V75H79ZM144 76V78H143ZM171 76V78H172ZM211 76V75H210ZM209 76V77H210ZM226 76V75H225ZM228 76V75H227ZM229 77V76H228ZM227 77V78H228ZM71 78V76H70ZM81 78L84 79V77L81 76ZM170 78V79H171ZM238 78V77H237ZM61 79V78H60ZM74 79V78H73ZM82 79V80H83ZM49 80V81H50ZM147 80V79H146ZM152 80V81H153ZM180 80V79H179ZM235 80V79H234ZM233 80V81H234ZM238 80V79H237ZM240 80V79H239ZM52 81V80H51ZM79 81V80H78ZM163 81V82H162ZM76 82V81H75ZM93 82V83H92ZM167 82V83H166ZM180 82V81H179ZM182 82V81H181ZM80 83V82H79ZM152 83V82H151ZM176 83V84H175ZM82 84V83H81ZM149 84V83H148ZM228 84V83H227ZM56 85V84H55ZM59 85V84H58ZM84 85V84H83ZM154 85V82H153ZM156 85V84H155ZM154 85V87H155ZM179 85V84H178ZM177 85V86H178ZM73 86V85H71ZM81 86V85H80ZM147 86V85H146ZM151 86V84L149 85ZM177 86L175 89H177ZM135 87V88H134ZM153 87V88H154ZM160 87V86H159ZM157 87V88H159ZM242 87V86H241ZM61 88V87H59ZM67 88V87H66ZM73 88V87H72ZM75 88V87H74ZM132 88V89H131ZM140 88V89H139ZM145 88V87H144ZM149 88V87H148ZM146 88V89H148ZM161 88H159V90H161ZM133 90L132 93H130L129 91ZM145 89V90H146ZM151 89V88H150ZM173 89V88H172ZM174 89V90H175ZM209 89V88H208ZM61 90V89H60ZM58 90V91H60ZM66 90V89H65ZM78 90V89H77ZM76 90V91H77ZM95 90V91H94ZM144 90V89H143ZM149 90V89H148ZM147 90V91H148ZM154 90L156 91L157 89L154 88ZM158 90V91H159ZM241 90V88H240ZM70 91V90H69ZM80 91V90H79ZM138 91V94L136 93ZM156 91V94L157 92ZM179 91V90H178ZM238 91V90H237ZM65 94L67 91H64ZM80 92V93H81ZM149 92V91H148ZM147 92V93H148ZM154 92V91H153ZM153 92L151 91V95L148 94L150 96H153ZM163 91H159L160 94H162ZM167 92V91H165ZM58 93V92H57ZM63 93V92H62ZM77 93H79L77 91ZM136 93V95L134 96V94ZM158 93V94H159ZM164 93V92H163ZM173 94V92H171ZM197 93V92H196ZM74 94V93H73ZM72 94V95H73ZM145 94V92H144ZM155 94V93H154ZM157 94V95H158ZM166 94V93H165ZM164 94V95H165ZM180 94V93H179ZM69 95V94H68ZM76 95V94H75ZM78 95V94H77ZM147 95V94H145ZM164 95L162 97L159 98V96H157V99H159L158 103L160 105V102L162 104V102L164 103V105L167 104V102H172L175 101L176 99H174L173 95L170 96L167 100H164ZM191 95V94H190ZM208 95V94H207ZM57 96V95H56ZM62 96V95H61ZM74 96V95H73ZM137 96V97H136ZM143 95L139 96L142 98ZM185 96V95H184ZM65 98V96H63ZM130 98L132 103L130 102H125ZM133 97V98H132ZM135 97V98H134ZM145 97V96H144ZM168 97L167 95L165 96V98ZM173 97V98H172ZM176 97V94H175ZM182 97V95H181ZM190 97V96H189ZM56 98V97H55ZM75 98V97H74ZM73 98V99H74ZM84 98H86V100H84ZM140 98V99H141ZM172 98V101H170ZM177 98V97H176ZM180 98V97H179ZM178 98V100H179ZM188 98V97H187ZM148 99V98H147ZM150 100L152 98H149ZM154 99L156 100V97H154ZM75 100V99H74ZM149 100V101H150ZM153 100L155 103L156 101ZM181 100V98H180ZM185 100V99H182ZM187 100V99H186ZM53 101V100H52ZM138 101V100H136ZM135 101V102H136ZM141 102L145 101L143 99L140 100ZM164 101H167L166 104ZM196 101V99H195ZM68 102V101H67ZM72 102V101H71ZM74 102V103H75ZM177 102V101H176ZM183 102V101H181ZM211 102V101H210ZM209 102V103H210ZM51 103V101H50ZM54 103V102H53ZM137 103V102H136ZM140 103V102H139ZM151 103V101H150ZM153 103V102H152ZM179 103V102H178ZM198 103V102H197ZM212 103V102H211ZM215 103V102H214ZM73 104V103H72ZM141 104V103H140ZM145 104V102H144ZM142 104V105H144ZM202 104V103H201ZM50 105V104H49ZM48 105V108H49ZM137 105V104H136ZM156 105V104H154ZM180 105V104H179ZM178 105V107H179ZM186 105V104H185ZM189 105V104H188ZM55 106V105H54ZM68 106V105H67ZM139 106V105H138ZM153 106V105H152ZM151 106V107H152ZM161 106V105H160ZM173 106H175V104H173ZM212 106V105H211ZM217 106V105H216ZM262 106V105H261ZM264 106V105H263ZM57 107V106H56ZM145 107V106H144ZM162 107H164L162 105ZM171 107V106H170ZM209 107V106H208ZM58 108V107H57ZM60 108V107H59ZM69 108V107H67ZM71 108H73V106H71ZM167 108V107H166ZM197 110L200 109L198 107H196ZM195 108V110H196ZM211 108V107H210ZM255 108V107H254ZM41 109V110H40ZM45 109V108H44ZM141 109V107H140ZM145 109V108H144ZM143 109V110H144ZM160 109V108H159ZM159 109L157 111H159ZM162 109V108H161ZM165 109V108H164ZM182 109V108H180ZM204 109V108H203ZM256 109V108H255ZM261 109V107H260ZM40 110V111H39ZM48 109H46L47 112ZM53 109H49L47 113H52ZM54 110H56L54 108ZM53 110V111H54ZM69 109H67L68 111ZM74 110V109H72ZM71 110V111H72ZM142 110V111H143ZM155 110V109H154ZM153 110V111H154ZM170 110V109H169ZM185 110V109H184ZM187 110V109H186ZM185 110V111H186ZM192 110V109H191ZM193 109V111H195ZM212 110V109H209ZM263 110V109H262ZM44 111V110H43ZM58 111V110H57ZM66 111V112H67ZM78 111V110H77ZM138 111V110H137ZM136 111V112H137ZM149 111V110H148ZM163 113V110H161ZM167 111V110H165ZM200 111V110H199ZM204 111V110H203ZM218 111V110H217ZM264 111V110H263ZM65 112V111H64ZM63 112V113H64ZM75 112V111H72ZM139 112V111H138ZM137 112V113H138ZM147 112V111H146ZM145 112V113H146ZM169 112V111H168ZM211 112V111H210ZM57 113V112H56ZM178 113V112H177ZM183 113V112H182ZM181 113V114H182ZM197 113V112H196ZM194 113V114H196ZM207 113V112H206ZM264 113V112H263ZM59 114V111H58ZM73 114V113H71ZM135 114V113H134ZM142 114V113H141ZM156 113H153V115H155ZM158 114V113H157ZM184 114H186L184 112ZM183 114V115H184ZM189 114V113H188ZM212 115V113H210ZM209 114V115H210ZM48 115V114H47ZM53 115V114H51ZM50 115V116H51ZM137 115V114H135ZM145 115V114H144ZM152 115V116H153ZM160 115V113H159ZM167 116L168 114L164 113V116ZM173 115V114H172ZM182 115V116H183ZM199 115V114H198ZM207 115V117H211ZM261 115V114H260ZM263 115V114H262ZM1 116V115H0ZM57 116V115H56ZM131 116V117H132ZM164 116L161 122H163ZM176 116V115H175ZM173 116V117H175ZM190 116V115H189ZM6 117V118H3ZM75 117V118H74ZM138 117V116H137ZM184 117V116H183ZM186 117V115H185ZM193 117V116H192ZM196 117V116H195ZM133 118V117H132ZM142 118V117H141ZM147 118V117H146ZM156 117H154L155 120ZM166 118H169V116H167ZM172 118V117H171ZM194 118V117H193ZM197 118V117H196ZM196 118H194L196 120ZM138 119V118H137ZM6 120V121H4ZM50 120V119H49ZM143 120V119H142ZM147 121L150 120V118L146 119ZM160 120V119H159ZM165 120V119H164ZM172 120V119H171ZM208 120V119H207ZM26 121V122H25ZM69 121V122H70ZM144 121V120H143ZM146 121V122H147ZM157 121V120H156ZM184 121V120H183ZM206 121V120H205ZM204 121V122H205ZM138 122V121H137ZM141 122V121H140ZM145 122V121H144ZM149 122V121H148ZM147 122V123H148ZM191 122V121H190ZM208 122V121H206ZM205 122V123H206ZM3 123V124H2ZM81 123V127L79 128L78 125ZM128 123V122H127ZM134 123V121H133ZM159 123V122H158ZM164 123H167L166 121ZM183 123V122H182ZM186 123V122H185ZM47 124V123H46ZM129 124V123H128ZM127 124V126H129ZM141 124L144 126V123L141 122ZM151 124V123H149ZM154 124V123H153ZM157 124V123H156ZM61 125V123H60ZM141 125V126H142ZM152 125V124H151ZM185 125V124H184ZM201 125V124H200ZM40 126V127H41ZM48 126V125H47ZM123 126V127H122ZM134 126V125H132ZM138 127V128H142V127ZM154 126V125H152ZM191 126V125H190ZM206 126V125H205ZM209 126V125H208ZM135 127V126H134ZM147 127V126H146ZM146 127L143 129H146ZM151 127V126H150ZM158 127V125H157ZM162 127V126H161ZM166 127V124H165ZM179 127L181 128V124L179 125ZM183 127V126H182ZM185 127V126H184ZM183 127V129H184ZM200 127V126H199ZM203 127V126H202ZM42 128H40L42 130ZM60 128V127H59ZM77 128V129H76ZM79 128V129H78ZM133 128V127H132ZM137 127L135 129H138ZM169 128V127H168ZM178 128V127H176ZM186 128V127H185ZM207 128V127H206ZM15 129V127L13 128ZM104 129V130H105ZM134 129V131H135ZM202 129V128H201ZM208 129V128H207ZM12 130V129H11ZM40 130V132H42ZM44 130H46L44 128ZM102 130V129H101ZM127 130V128H126ZM128 130H132V129H128ZM147 133L149 132V128L147 129ZM177 130H180L179 128ZM13 131V130H12ZM96 131V130H95ZM94 131V132H95ZM133 131V130H132ZM131 131V132H132ZM139 131V130H138ZM152 131V130H151ZM166 131V130H165ZM38 132V131H37ZM100 132V131H99ZM102 132V131H101ZM108 132H105V136H108ZM113 132V131H112ZM131 132H128L131 133ZM136 132V131H135ZM156 131H154L155 133ZM173 132V131H171ZM181 132V131H180ZM179 132V133H180ZM202 133V131H200ZM36 132H34V137L38 138L41 136V134H35ZM53 133V132H52ZM57 133V132H56ZM111 133V132H110ZM120 133V132H117ZM146 133V131H145ZM163 133V132H162ZM178 133V132H177ZM191 133V132H190ZM54 134V133H53ZM74 134V133H73ZM79 134V135H78ZM81 134V135H80ZM101 134V133H100ZM121 134V133H120ZM132 134V133H131ZM134 134V133H133ZM132 134V135H133ZM137 134V133H136ZM135 134V135H136ZM138 134H140L138 132ZM204 134V133H203ZM206 134V133H205ZM16 135V136H15ZM32 135V137H33ZM102 135V134H101ZM98 135V136H101ZM118 135V134H117ZM177 135V134H176ZM174 135V136H176ZM180 135V134H179ZM31 136V135H30ZM38 136V137H37ZM59 136V135H58ZM131 135H127L128 140L132 139L130 137ZM140 136H143V132L141 133ZM139 136V138H140ZM190 136V135H189ZM104 137V136H103ZM102 137V138H103ZM109 137V136H108ZM112 137V136H111ZM130 137V138H129ZM133 137V136H132ZM144 137V136H143ZM191 137L194 138V135H192ZM212 137V136H211ZM105 138L104 137V142H105ZM110 138V137H109ZM142 138V137H141ZM147 138L145 140H147ZM155 138V139H154ZM180 138V137H179ZM25 139V138H24ZM34 139V138H33ZM32 139V140H33ZM54 139V138H53ZM75 139V138H74ZM108 139V138H107ZM112 139V138H111ZM126 139V138H125ZM137 139V138H136ZM135 139V140H136ZM143 139V138H142ZM174 139V138H173ZM190 139V137H189ZM195 139V138H194ZM203 139V138H201ZM39 140V138H38ZM127 140V139H126ZM129 140V141H130ZM138 140V139H137ZM137 140L135 141V143L137 142ZM171 140V139H170ZM181 140V139H180ZM9 141V139H8ZM23 141V140H22ZM30 141V140H29ZM28 141V142H29ZM35 141V140H34ZM59 141V138H58ZM57 141V142H58ZM69 141V140H68ZM108 141H110L108 139ZM123 141H125L123 139ZM129 141H125V144L128 143ZM134 141V138H133ZM132 141V143H133ZM140 141V140H139ZM144 141V140H143ZM173 141V140H172ZM177 141V140H175ZM183 141V140H182ZM187 141V140H186ZM15 142V140H14ZM27 142V143H28ZM31 142V141H30ZM78 142V141H77ZM81 142V144H80ZM122 142V141H121ZM151 142V143H150ZM188 142L192 143V138L191 141L189 140ZM203 142V141H202ZM201 142V143H202ZM13 146H15V143H13L12 141L10 142ZM36 143V142H35ZM55 143V142H54ZM66 143V142H65ZM71 143V142H70ZM75 143V142H74ZM111 143V144H110ZM115 143V142H113ZM124 143V142H123ZM122 143V144H123ZM130 143V142H129ZM128 143V144H129ZM144 145H146V142H143ZM181 143V141L179 142ZM187 143V142H186ZM195 143V141H193V144ZM7 144V143H6ZM138 143H136L137 146ZM188 144V143H187ZM186 144V145H187ZM190 144V143H189ZM5 144H2V146ZM29 145V144H28ZM40 145V144H39ZM104 145V144H103ZM131 145V144H130ZM180 145V144H179ZM185 145V146H186ZM191 145V144H190ZM1 146V147H2ZM68 148V145H66ZM93 146V145H92ZM135 146V145H134ZM182 146V145H180ZM188 146V145H187ZM200 146V145H199ZM0 147V149H1ZM127 147V145H126ZM129 147V146H128ZM140 147V144H139ZM137 147V148H139ZM179 147V146H177ZM189 147V146H188ZM202 147V144H201ZM88 148V147H87ZM86 148V149H87ZM143 148V147H142ZM150 148V149H149ZM180 148V147H179ZM186 148V147H185ZM192 148V145L190 147V150ZM13 149V147H12ZM37 149V148H36ZM71 149V150H72ZM89 149V148H88ZM101 149V148H100ZM145 149V150H146ZM189 149V148H188ZM197 149V148H196ZM195 148L193 150H196ZM199 149V148H198ZM43 150V149H42ZM65 150V149H64ZM90 150V149H89ZM102 150V149H101ZM120 152H122V146L121 149H118ZM129 149H126V152ZM15 153V147L12 150ZM11 151V147H7V145L1 149L0 154H3L5 156V154H9L12 152ZM18 151V150H16ZM69 151V150H68ZM88 151V150H87ZM137 151V150H136ZM135 151V152H136ZM60 152V151H59ZM66 152V151H65ZM82 152H85V156H82ZM125 152V153H126ZM129 152V151H128ZM138 152V151H137ZM136 152V153H137ZM140 152V151H139ZM180 152V151H179ZM49 153V152H48ZM63 153V152H61ZM124 153V152H123ZM191 153V151H190ZM42 154V152H41ZM65 154V153H64ZM88 154V153H87ZM127 154V153H126ZM138 154V153H137ZM136 154V155H137ZM197 154V153H195ZM209 154V153H208ZM255 154V153H254ZM10 155V156H11ZM15 155V154H14ZM19 155V154H18ZM204 155V154H203ZM9 155H7L6 157H10ZM63 156V155H62ZM135 156V155H134ZM139 158V154L137 155ZM5 157V158H6ZM61 157V156H60ZM190 157V158H189ZM193 157V154H192ZM204 157V156H203ZM2 158V157H1ZM12 158V157H10ZM8 158V159H10ZM136 158V157H135ZM189 158V159H188ZM255 158V157H254ZM6 159V160H8ZM14 159V156L13 158ZM38 159V158H37ZM62 159L61 163L60 160ZM115 159V160H114ZM2 160V159H1ZM5 160V159H4ZM3 160V161H4ZM11 160V159H10ZM34 161H37L36 159H33ZM121 160V159H120ZM119 160V161H120ZM190 160V161H188ZM197 160V159H196ZM78 161V162H79ZM87 161V159H86ZM117 162H119L118 160H116ZM262 161V160H261ZM264 161V160H263ZM9 162V161H8ZM16 162V161H15ZM15 162L13 164H15ZM66 162V164H64ZM83 162V161H82ZM6 163V162H5ZM71 163V164H70ZM80 163V162H79ZM81 163V164H84ZM196 163V162H195ZM2 162L0 163L1 166ZM9 165H11L10 163H8ZM7 164V165H8ZM12 164V165H13ZM77 164V162H75V165ZM133 164V163H132ZM135 164V165H136ZM199 164V163H198ZM209 164V163H208ZM260 164V163H259ZM6 165V166H7ZM11 165V166H12ZM74 165V169L76 170ZM134 165V164H133ZM194 165V164H193ZM196 165V164H195ZM194 165V166H195ZM5 166V165H4ZM10 166V170L12 169ZM18 166V165H17ZM114 166V167H113ZM217 166V165H216ZM256 166V165H255ZM3 167V166H2ZM0 167V168H2ZM16 167V166H15ZM20 167V166H19ZM118 167V168H117ZM4 168V167H3ZM9 168V167H8ZM14 168V167H13ZM18 168V167H17ZM21 168V167H20ZM19 168V169H20ZM40 168V167H39ZM72 168V167H71ZM79 168V167H78ZM120 168V169H119ZM254 168V167H252ZM259 168V167H258ZM7 169V168H4ZM15 169V168H14ZM27 169V168H26ZM30 169V168H29ZM48 169V168H47ZM119 169V173L118 170ZM263 169V170H262ZM23 170V169H22ZM25 170V169H24ZM23 170V171H24ZM34 170V169H32ZM31 170V171H32ZM97 170V169H96ZM187 170V169H186ZM256 178H257V182L256 183V189L254 190L255 194H256V199L257 202L259 203L261 200L259 199L260 197L264 196L262 195L264 193V168L261 166L260 169H256ZM1 171V170H0ZM7 171V170H6ZM4 173H7V172ZM12 171V170H11ZM10 171V172H11ZM14 172H17L15 170H13ZM21 171V170H19ZM57 171V170H56ZM109 171V173H111ZM22 172V171H21ZM21 172H18V174H20V176L22 175ZM26 172V171H25ZM24 172V173H25ZM30 172V170H29ZM28 172V173H29ZM37 172V171H36ZM102 172V171H100ZM99 172V173H100ZM202 172H205V170H203ZM213 172V171H212ZM3 173V174H4ZM68 173V172H67ZM94 173V172H93ZM96 173V172H95ZM198 173V174H197ZM17 175V173H14ZM26 174V173H25ZM60 174V173H59ZM8 176H10V174H7ZM14 176V178L10 181H7L8 179L5 180V176L6 175H2L0 176V180L2 181H7L6 183L8 185H10L8 188H10V190H13L14 192H18L20 193V191L22 190H18L19 188H23V187H28V194H32L34 195V192L36 191V187L38 186L37 184H35L34 180L32 181L34 185H32L31 183L29 184V186H23L25 184V180L27 179V177L25 175L22 176V178L24 179V183L21 185V182L18 181V179L21 177L17 175ZM30 175V174H29ZM53 175V174H51ZM109 175V174H108ZM110 174L109 177L112 176ZM204 175V174H202ZM201 175V176H202ZM212 175V174H211ZM215 175V174H214ZM4 176V178H3ZM11 176H13L11 174ZM69 177L70 179L72 178ZM195 176V177H193ZM251 176V173H250ZM53 177V176H52ZM68 177V176H67ZM66 177V179H67ZM82 177V176H81ZM114 177V176H113ZM254 177V178H255ZM7 178V177H6ZM10 178V177H9ZM64 178V177H63ZM76 178V177H75ZM200 178V177H199ZM212 178V177H211ZM260 178V179H258ZM41 179V178H40ZM96 179V178H95ZM100 179V178H99ZM110 179V178H109ZM112 179V177H111ZM110 179V180H111ZM203 179V178H202ZM82 180V179H81ZM92 180V179H91ZM90 180V182H91ZM113 180V179H112ZM197 180V181H196ZM38 181V180H35ZM43 181V180H42ZM83 181V180H82ZM97 181V180H96ZM95 181V182H96ZM40 182V181H39ZM53 182V181H52ZM65 182V181H64ZM84 182V181H83ZM93 182V181H92ZM104 179H100L99 181H97L96 183V189H100V196H102V187L103 186H107L108 190L109 187L112 186L113 181H110V183L108 181H106L105 183ZM202 182V181H201ZM204 182V181H203ZM210 182V181H209ZM212 182V181H211ZM74 183V181H73ZM77 183V182H76ZM112 183V184H111ZM200 183V186H199ZM56 184V183H55ZM69 184V182H68ZM75 184V183H74ZM73 184V185H74ZM78 184V183H77ZM47 185V184H46ZM71 185V184H70ZM76 185V184H75ZM74 185V186H75ZM210 185V184H209ZM53 186V185H52ZM57 186V185H56ZM55 186V188H56ZM64 186V185H63ZM80 186V185H79ZM78 186V187H79ZM87 186V185H86ZM7 187V186H6ZM68 188V186H66ZM203 187V186H202ZM210 187V186H209ZM250 186H248L249 188ZM50 188V187H49ZM67 188H66V192H67ZM69 188L71 189V187L69 186ZM114 188V187H112ZM175 188V189H174ZM7 189V188H6ZM25 190V188H23ZM61 189V188H60ZM65 189V188H64ZM74 190L78 189L77 185L75 186V188H73ZM226 189V188H225ZM10 190H8V192H11ZM75 190V191H76ZM94 190V188H93ZM203 190V191H202ZM212 190V189H211ZM27 191V190H26ZM33 191V192H32ZM71 191H73L71 189ZM74 191V192H75ZM6 192V191H4ZM7 192V193H8ZM37 192V191H36ZM111 192V190L109 191V193ZM209 192V191H208ZM215 192V191H214ZM18 193V194H19ZM22 193V191H21ZM27 193V192H25ZM72 193V192H71ZM69 192L68 196L66 197V202L68 203L65 211H69V209H71V207H73L72 202L70 203L71 198L73 197V195ZM212 193V192H211ZM48 194V193H47ZM66 194V193H65ZM111 194V193H110ZM207 194V191H206ZM210 194V193H209ZM2 195V194H1ZM9 195V194H8ZM13 195V194H12ZM24 195V193H23ZM50 195V194H49ZM108 195V194H107ZM112 197L114 196V194H111ZM211 195V194H210ZM262 195V196H261ZM7 196V194H6ZM11 196V195H10ZM17 196V195H16ZM20 196V195H18ZM25 196V195H24ZM72 196V197H69ZM201 196V197H200ZM203 196V197H202ZM212 196V195H211ZM249 196V195H248ZM58 197V196H57ZM208 197V194H207ZM4 198V197H3ZM9 199V197H6V199ZM59 198V197H58ZM194 198V199H192ZM202 198V199H201ZM211 198V197H210ZM209 198V200H210ZM250 199V196L248 197ZM15 199V198H14ZM23 199H25L23 197ZM22 199V200H23ZM43 199V198H42ZM55 199V198H54ZM53 199V201H54ZM207 199V198H206ZM248 200V202L244 203L240 202L237 209H236V214L235 216L230 217L231 219H228L229 221V227H231V232L235 231L234 228L236 229V231L231 235L232 239L230 242L231 246H233L235 248V252L237 249H240L243 251L244 248L249 246V250L251 249L250 252H248V256L252 255V258H250V262L246 263V264H264V260L262 258V256H264V245H263V241H264V205H262L263 202H260L259 205H261L260 207H263L261 210H257L256 208L254 209L253 206V202L251 200ZM254 200V199H253ZM15 201V200H14ZM60 201V200H59ZM205 202V199L203 200ZM255 201V200H254ZM8 201H6L5 203H7ZM22 202V201H20ZM64 201H61V203ZM65 202V203H66ZM18 203V202H17ZM49 203V202H48ZM53 203V202H52ZM115 203V204H114ZM117 203V204H116ZM1 204V203H0ZM3 204V203H2ZM51 204V203H50ZM60 204V203H59ZM146 204V205H145ZM149 206H148V205ZM207 204V203H206ZM7 205V204H6ZM19 205V203H18ZM25 205V204H24ZM23 205V206H24ZM31 205V204H30ZM43 205V204H41ZM49 205V204H48ZM53 205V204H51ZM56 205V204H55ZM66 205V204H65ZM69 205V206H68ZM203 205V203L201 204ZM8 206V205H7ZM15 206V205H14ZM58 206V205H56ZM104 206V207H103ZM257 206V205H256ZM255 206V207H256ZM20 207V206H19ZM51 207V206H50ZM170 208L172 209V211L169 212V209L166 208ZM4 208V209H3ZM9 208V207H8ZM5 208V204L1 207L0 206V212L1 215L4 218V214L6 209ZM54 208V207H53ZM141 208V209H140ZM52 209V208H50ZM74 209V207H73ZM82 209V208H81ZM106 209V208H105ZM104 209V210H105ZM140 209V211L138 210ZM201 209V208H200ZM205 209V208H204ZM207 209H208V205H207ZM258 209V208H257ZM59 210V209H58ZM79 210V209H78ZM98 210V207H97ZM103 210V211H104ZM202 210V209H201ZM57 211V208L56 210ZM204 211V210H203ZM202 211V212H203ZM206 211V210H205ZM167 212H169L170 214H168ZM200 212V210H199ZM207 212V211H206ZM22 213V212H21ZM81 213V211H80ZM98 213V211H97ZM101 213V212H100ZM201 213V212H200ZM36 214V213H35ZM63 214V213H62ZM103 214V213H102ZM168 214V215H167ZM203 214V213H201ZM257 216H256V215ZM0 215V216H1ZM12 215V214H11ZM96 215V214H95ZM114 216L116 215L115 213L113 214ZM136 215L138 217V215H141L142 217V222L141 218L138 219V225L136 226L134 224V219L136 218ZM254 215L256 216V218L254 217ZM1 216V217H2ZM37 216V215H36ZM84 216V215H83ZM88 217L90 216L89 214L87 215ZM105 216V215H104ZM112 216V215H111ZM129 216V217H128ZM0 217V218H1ZM31 217V216H30ZM35 217V216H34ZM33 217V218H34ZM91 217V216H90ZM197 217V216H196ZM195 217V218H196ZM254 217V221L252 222L253 224V228L249 229V226L252 218ZM86 218V216L84 217ZM94 218V217H93ZM98 218V217H97ZM105 218V217H104ZM110 218V217H108ZM129 218V219H128ZM10 219V218H9ZM20 219V218H19ZM18 219V220H19ZM51 219V218H50ZM65 219V218H64ZM91 219V218H90ZM4 219H1L0 221V235L1 237H6V233L9 230L14 229L11 224H7L5 223V221H3ZM36 220V219H35ZM34 220V221H35ZM87 220V218H86ZM96 220V219H95ZM99 220V219H98ZM140 220V221H139ZM200 220V218H199ZM33 221V223H34ZM38 218L37 221L38 222ZM64 221V220H63ZM74 221V220H73ZM92 221V220H91ZM90 221V222H91ZM132 221H134L132 223ZM9 222V221H8ZM18 222V221H17ZM35 222V223H36ZM70 222V221H69ZM76 222V220L74 221ZM73 222V223H74ZM196 222V221H195ZM197 222H198V217H197ZM12 223V222H11ZM45 222H43L44 225ZM47 223V222H46ZM49 223V222H48ZM47 223V224H48ZM51 224V222L49 223ZM53 224V223H52ZM66 224V223H65ZM200 224V223H199ZM39 225V222H38ZM151 225L153 228L152 229H148L147 226ZM135 226L137 228H135ZM145 226V229H144ZM41 227V226H40ZM51 227V226H50ZM66 227V226H65ZM74 227V226H73ZM228 227V228H229ZM261 227V229H259ZM55 228V227H53ZM63 228V227H62ZM61 228V229H62ZM72 228V226H71ZM146 228L148 230H146ZM197 228V227H196ZM57 229V228H56ZM103 229V228H102ZM189 229V231H188ZM198 229V228H197ZM199 229H201L199 227ZM7 230V231H6ZM40 230V228L37 229V231ZM150 230V231H149ZM152 230V231H151ZM230 230V229H229ZM252 230L253 235H249L248 231ZM4 231H6L4 233ZM103 231V230H102ZM149 232V233H145V232ZM194 232L196 230H193ZM198 231V230H197ZM11 232V231H10ZM14 232V231H12ZM16 232V231H15ZM35 232V230H34ZM59 232V231H58ZM190 232V233H189ZM199 232V231H198ZM37 233V232H35ZM85 233V232H84ZM100 233V232H99ZM130 233H133L134 235H130ZM58 234V233H57ZM31 235V234H30ZM36 234H34L35 236ZM85 235V234H84ZM190 235V236H189ZM227 235L229 236V233H227ZM86 236V235H85ZM199 238L201 237L200 234H198ZM227 236V237H228ZM0 237V239H1ZM36 237V236H35ZM254 241H250L251 239ZM73 238V237H72ZM198 238V240H199ZM34 239V238H33ZM197 239V238H196ZM230 239V237H229ZM228 239V240H229ZM2 240V239H1ZM38 240L37 238L35 239V241ZM115 240V239H114ZM197 240V241H198ZM44 243V240H42ZM80 241V240H78ZM77 241V242H78ZM192 243H191V242ZM200 241V240H199ZM2 242V241H1ZM46 242V241H45ZM72 242V241H71ZM74 242V240H73ZM76 242V241H75ZM205 242V241H204ZM203 242V243H204ZM195 243H199V242H195ZM72 244V243H71ZM80 245V244H79ZM105 245V246H104ZM112 244H108V246ZM1 246V245H0ZM40 246V245H38ZM61 246V245H60ZM200 246V245H199ZM203 246V245H202ZM46 247V246H45ZM50 247V246H49ZM82 247V248H83ZM118 247V246H117ZM196 247V246H195ZM232 247V248H233ZM231 248V247H229ZM237 248V249H236ZM46 249V248H45ZM176 249V251H174ZM179 249V250H178ZM194 248H192L193 250ZM228 249V248H227ZM62 250V249H61ZM143 250V252H142ZM170 250H173V252ZM195 250V249H194ZM193 250V251H194ZM202 250V249H201ZM248 250V251H249ZM64 251V248H63ZM66 251V250H65ZM196 251V250H195ZM199 251V250H198ZM231 252L230 250H227L226 252ZM239 251V250H238ZM241 251V252H242ZM142 252V253H141ZM146 252H148V254H146ZM191 252V250L189 251ZM188 252V254H189ZM197 252V251H196ZM200 252V251H199ZM203 252V251H202ZM200 252V253H202ZM228 252V253H229ZM234 252V251H233ZM234 252V253H235ZM240 254H243V252ZM247 251H245L244 249V253H246ZM1 253V252H0ZM21 253V252H20ZM42 253V252H41ZM47 253V251H46ZM61 253V252H60ZM141 253V254H140ZM198 253V252H197ZM199 253V254H200ZM45 254V253H44ZM196 254V253H195ZM198 254V255H199ZM231 254V253H230ZM22 255V254H21ZM39 255V254H38ZM104 255V254H103ZM245 255V254H244ZM40 256V255H39ZM63 256V255H62ZM108 256V255H107ZM120 256V254H119ZM139 256V257H141ZM185 256V257H184ZM247 256V255H246ZM247 256V257H248ZM4 257V256H3ZM118 257V256H117ZM138 257V258H139ZM235 257V256H234ZM240 257V255H239ZM242 257V256H241ZM245 257V256H244ZM246 257V258H247ZM109 258V257H108ZM194 258V257H193ZM115 259V258H114ZM236 259V257H235ZM98 260V261H97ZM104 260V259H102ZM116 260V259H115ZM197 260V259H196ZM227 260V258H226ZM241 260V259H240ZM242 264V261H240ZM243 260V259H242ZM111 261V260H110ZM142 261V260H141ZM192 261V262H191ZM235 260H233L234 263ZM230 262V261H228ZM237 262V264L239 263ZM244 262V261H243ZM194 263V262H193ZM140 264V262H139ZM240 264V263H239Z\"/></svg>","mask_w":264,"mask_h":264}]
</instances>
